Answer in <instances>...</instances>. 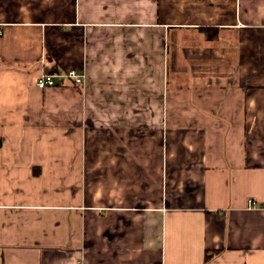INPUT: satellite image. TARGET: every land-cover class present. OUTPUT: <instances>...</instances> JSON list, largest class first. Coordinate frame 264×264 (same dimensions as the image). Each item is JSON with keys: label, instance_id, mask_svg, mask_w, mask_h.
Returning a JSON list of instances; mask_svg holds the SVG:
<instances>
[{"label": "crops", "instance_id": "1", "mask_svg": "<svg viewBox=\"0 0 264 264\" xmlns=\"http://www.w3.org/2000/svg\"><path fill=\"white\" fill-rule=\"evenodd\" d=\"M0 264H264V0H0Z\"/></svg>", "mask_w": 264, "mask_h": 264}, {"label": "built area", "instance_id": "2", "mask_svg": "<svg viewBox=\"0 0 264 264\" xmlns=\"http://www.w3.org/2000/svg\"><path fill=\"white\" fill-rule=\"evenodd\" d=\"M66 80H71L78 86H83L86 82V74L78 69H70L66 72H48L43 71L37 80V86L41 89L57 86L64 83ZM250 205H255L254 201H249Z\"/></svg>", "mask_w": 264, "mask_h": 264}, {"label": "trees", "instance_id": "3", "mask_svg": "<svg viewBox=\"0 0 264 264\" xmlns=\"http://www.w3.org/2000/svg\"><path fill=\"white\" fill-rule=\"evenodd\" d=\"M211 257H212L211 254H209V255L207 254L206 260H209Z\"/></svg>", "mask_w": 264, "mask_h": 264}]
</instances>
